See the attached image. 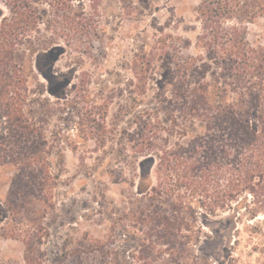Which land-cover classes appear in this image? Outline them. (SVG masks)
Returning a JSON list of instances; mask_svg holds the SVG:
<instances>
[{
  "label": "rangeland",
  "instance_id": "1",
  "mask_svg": "<svg viewBox=\"0 0 264 264\" xmlns=\"http://www.w3.org/2000/svg\"><path fill=\"white\" fill-rule=\"evenodd\" d=\"M200 2L73 0L83 27L69 31L71 19L63 22L66 33L55 36L46 29L54 11L47 1H38L45 22L40 31L11 52L0 49V146L13 139L5 128L1 98L23 62L27 108L51 147L52 172L59 173L53 190L31 194L17 185L13 163L0 164V264H111V257L121 264H264V208L256 209L251 194H241L212 215L196 198L176 206L175 195L149 196L137 188L146 157H136L130 133L142 131L144 123L135 122L143 120L144 110L160 111L156 82L146 95L133 93L140 91L132 60L153 53L162 30L195 40ZM0 10L10 15L3 0ZM247 38L264 46V17L249 26ZM53 45L58 50L40 59L41 71L38 53ZM162 64L155 65L159 78ZM43 72L59 78L48 79ZM133 99L139 104L130 109ZM165 113L162 108L157 118L168 129ZM152 184H159L154 176ZM167 187L180 188L174 180ZM11 203L14 207L8 208ZM246 206L258 210L255 218ZM170 224L174 230L167 229ZM198 229L201 237L193 242L190 237Z\"/></svg>",
  "mask_w": 264,
  "mask_h": 264
},
{
  "label": "trees",
  "instance_id": "2",
  "mask_svg": "<svg viewBox=\"0 0 264 264\" xmlns=\"http://www.w3.org/2000/svg\"><path fill=\"white\" fill-rule=\"evenodd\" d=\"M3 1L10 15L0 10V49L11 52L40 31L45 22L35 5L44 0ZM45 1L54 11V19L46 22L47 30L63 35L68 30L64 23L73 19L69 31H80L81 15L73 0ZM195 12V40L162 30L153 53L144 52L132 60L140 91L133 93L146 95L151 81L156 82L154 98L160 111L144 110L143 120L135 122L144 123L142 131L130 133L136 157H146L138 175V192L175 195L176 206L187 197L196 198V204L212 215L247 192L257 200L256 209L264 208L260 200L264 196V46L247 38L249 26L264 17V0H201ZM56 50L53 45L38 53L41 71L40 59L51 58ZM158 60L163 62L160 78L155 68ZM43 74L48 79L59 78ZM27 78L21 62L7 89L11 95L5 93L1 98L5 128L13 139L0 146V164L13 163L17 185L35 194L53 190L59 173L52 172L51 147L44 135L39 136L27 108ZM133 102L130 109L139 104L137 99ZM162 108L169 113L165 114L171 128L157 118ZM165 134L176 140L170 142ZM55 153L62 156L61 149ZM153 176L159 184H152ZM169 180L180 188H168ZM13 207L12 203L8 206ZM250 207L247 210L255 218L258 210ZM170 228L174 230L171 224ZM198 233L199 229L190 237L193 242L200 239ZM25 259L30 260L27 255ZM111 264L121 263L111 257Z\"/></svg>",
  "mask_w": 264,
  "mask_h": 264
}]
</instances>
